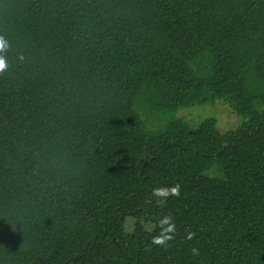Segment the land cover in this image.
Here are the masks:
<instances>
[{"label":"trees","instance_id":"obj_1","mask_svg":"<svg viewBox=\"0 0 264 264\" xmlns=\"http://www.w3.org/2000/svg\"><path fill=\"white\" fill-rule=\"evenodd\" d=\"M0 36V264H264V0H0ZM216 100L240 127L176 117Z\"/></svg>","mask_w":264,"mask_h":264},{"label":"rangeland","instance_id":"obj_2","mask_svg":"<svg viewBox=\"0 0 264 264\" xmlns=\"http://www.w3.org/2000/svg\"><path fill=\"white\" fill-rule=\"evenodd\" d=\"M141 119L145 122L147 128L155 129L157 121L154 116H149L146 110H139ZM177 118H184L191 128L196 127L199 122L204 119H213L218 132L225 133L227 131H233L240 127L242 120L233 109L224 101L216 100L212 104L194 106L190 108H183L176 114ZM134 222L132 219L126 222V231L131 233L133 230ZM151 232L153 227L145 228Z\"/></svg>","mask_w":264,"mask_h":264},{"label":"clouds","instance_id":"obj_3","mask_svg":"<svg viewBox=\"0 0 264 264\" xmlns=\"http://www.w3.org/2000/svg\"><path fill=\"white\" fill-rule=\"evenodd\" d=\"M10 45L4 39V37L0 36V53H4L7 51ZM8 64L5 56L0 55V73H3L7 70ZM181 185L179 183L171 186V187H158L152 190L151 196L155 198L156 206L159 208H163L170 197L180 196ZM148 203H152V200L149 199ZM151 223H149L148 227L151 228ZM156 227L160 229L159 233L153 236L151 240V244L157 247L167 248L169 243L174 241L176 238L177 230L176 224L171 214H164L158 221H156ZM196 237V233L193 231H188L186 233L187 240H193ZM191 253L193 256L200 255V252L197 248L193 247L191 249Z\"/></svg>","mask_w":264,"mask_h":264}]
</instances>
